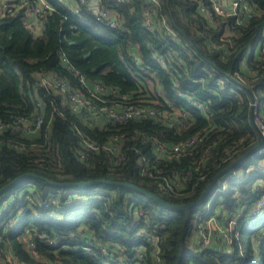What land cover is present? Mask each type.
Listing matches in <instances>:
<instances>
[{
  "label": "trees",
  "instance_id": "1",
  "mask_svg": "<svg viewBox=\"0 0 264 264\" xmlns=\"http://www.w3.org/2000/svg\"><path fill=\"white\" fill-rule=\"evenodd\" d=\"M49 1L54 10L42 18L36 32L23 9L9 17L0 15L5 20L0 25V117L34 115L38 110L44 118L34 134L0 131V187L24 174L57 182L104 178L130 182L169 203L184 204L198 199L217 172L258 143L250 109L252 97L257 106L264 100V53L258 46L248 49L264 36V0H242L252 10L242 24L236 23V17H244L241 9L232 15L213 12L214 22L209 19L204 9L212 10V0H158L149 30L142 23L141 0H100L117 20L114 27L87 8L77 14ZM162 18L175 31L174 38L161 29ZM61 52L90 78L131 92L133 99L155 98L159 108L170 110L171 118L144 115L103 125L82 121L61 93L37 80L39 70H52L73 81L59 59ZM158 89L162 94L154 97ZM190 99L205 103L211 115ZM78 129L99 141L112 132L121 134V168L111 166L104 150L82 147ZM196 133L200 138L191 151L177 158H159L152 146L153 140L171 145ZM140 155L166 176L189 170L184 188L163 191L153 178L141 175ZM261 191L264 152L222 175L203 203L188 209L165 206L127 186H62L29 176L0 193V207L7 203L0 212V264H264V214H249ZM33 193L38 202L30 200ZM242 206L245 211L232 228L229 251L216 245L197 247L193 239L201 222L216 215L224 223ZM16 219L20 224L13 227ZM8 251L19 261H8Z\"/></svg>",
  "mask_w": 264,
  "mask_h": 264
},
{
  "label": "built area",
  "instance_id": "2",
  "mask_svg": "<svg viewBox=\"0 0 264 264\" xmlns=\"http://www.w3.org/2000/svg\"><path fill=\"white\" fill-rule=\"evenodd\" d=\"M62 6L70 7L73 12L79 14L83 7L93 14H95L99 19L103 18L106 20L107 24L111 27L117 25V20L108 15L109 10L102 7L100 0H77L76 3L70 2V0H56ZM158 0H141L142 2V23L143 26L149 30L152 28L153 15L155 13V5ZM225 2L227 0H224ZM229 6L225 7L219 0L211 1V8L204 9L206 16L211 19L212 14H235L241 9L244 15L243 19L239 16L236 17V23L242 24L245 18L251 16L252 10L246 7L242 3V0H228ZM19 9H23L27 15V24L36 32V24L41 21L44 16L49 12L54 10V6L49 0H0V15L4 17H9L15 14ZM212 20V19H211ZM213 21V20H212ZM214 22V21H213ZM161 29L168 33L172 38L176 36L175 31L170 27L169 23L165 18L160 21ZM39 30V29H38ZM264 53V36L258 44V52ZM59 59L64 62L67 69L72 73L73 81H70L64 76L58 75L52 70H39L37 72V80L39 84L56 90L63 95V102L68 106L69 110L78 116L82 121L96 125H103L104 123L110 122L111 124L124 123L129 120H134L135 118L141 116H152V117H169L170 110L159 108L155 98H150L149 96L145 98H140L139 100L133 99L131 92L121 91L117 87L104 84L96 79L90 78L84 73L79 72L75 69L72 64L68 61L67 57L61 52L59 53ZM162 93L158 89L153 93L154 97L160 96ZM191 104L196 105L202 110L207 117H209L210 109L202 102H197L190 99ZM142 102V103H140ZM40 102L35 101V110L39 107ZM259 105V101L255 99L254 108V123L256 124L260 135L264 137V112L258 111L256 106ZM169 107L171 105L169 104ZM55 110V107H53ZM38 112V113H37ZM37 114L26 115V114H15L9 115L8 117H0V131L4 129H11L22 134H34L36 133L43 124V115L37 110ZM56 112V111H55ZM59 114L62 115L60 111ZM182 115V114H181ZM171 118V117H169ZM77 136L81 140L82 147L91 151L104 150L109 156L110 164L114 168H121L124 163L125 155L123 147L120 143L121 134L119 133H109L102 140H95L85 134L81 133L80 130H76ZM146 136V135H145ZM200 138L199 134L196 133L184 140L177 143L167 145L156 140L152 141V146L156 155L159 158H177L188 154L194 147L196 141ZM143 140H146L143 138ZM261 152H264L261 151ZM204 157H207L205 154ZM230 154L225 156L223 160H227ZM85 161L87 156H84ZM204 160V159H203ZM197 167V166H196ZM253 167H248L249 171H252ZM137 170L141 175L153 178L154 183L159 186L163 191H179L184 188L185 180L189 178L191 172L188 170L183 172L181 170L176 171L168 176L165 175L163 169L159 168L156 172L150 165V160L145 155H140L137 160ZM247 170V171H248ZM79 196H76L78 198ZM39 201L37 194L33 193L30 200ZM53 201V198H51ZM49 202L43 204L44 208H48ZM207 207H210V201H208ZM243 211H245V206H243ZM7 208V203L1 204L0 212ZM250 216H261L264 214V191H261L249 208ZM16 219L15 221H18ZM221 222L218 221L216 215H212L207 220L200 223L193 242L197 244V247H206L210 245V240L217 239L221 237V232L216 228V226L211 227V223ZM139 235V234H138ZM223 239L225 241V247L230 244V236L225 234ZM230 235V234H229ZM43 237V236H40ZM225 237V238H224ZM58 239L53 241L56 244ZM28 247L32 248L33 243L30 238L27 241ZM226 249L229 251V247ZM104 250V249H103ZM137 256L141 255V252H136ZM8 261L14 260L18 262L19 260L15 257L13 253L8 251L6 256ZM126 264V263H124ZM132 264H137L132 263Z\"/></svg>",
  "mask_w": 264,
  "mask_h": 264
},
{
  "label": "water",
  "instance_id": "3",
  "mask_svg": "<svg viewBox=\"0 0 264 264\" xmlns=\"http://www.w3.org/2000/svg\"><path fill=\"white\" fill-rule=\"evenodd\" d=\"M219 2L222 3L221 0H219ZM4 22H5V20H0V25L3 24ZM254 108H255V99L252 97L251 98V109H250V121H251L252 125L254 126L255 130L257 131V133L259 134L260 140L258 141V143L256 145L251 147L244 154H242L237 159H235L233 162H231L229 165H227L225 168H223L222 170L217 172L213 176V178L209 181V183L206 185L205 189L203 190V192L201 193L199 198L196 199L195 201L187 202L184 204H172V203H169V202L161 199L160 197L156 196L155 194L139 187L138 185L130 183V182H126V181L97 178V179H88V180L70 181V182H57V181L49 180L47 177L39 176L37 174H24L22 176H18L17 178L13 179L9 183L1 186L0 187V193L4 190L10 188L12 185H14L15 183H17L18 181H20L23 178H26L29 176H37V177L43 178L44 180H46L49 183H52L55 185H62V186L89 185V184L98 183V182H105V183H110V184H114V185L127 186V187L134 188V189L146 194L147 196L157 200L158 202H160L161 204H163L165 206H169V207L176 208V209H188V208H192L194 206H198L201 203H203V201L207 198V196H208L210 190L212 189L213 185L216 183V181L222 175H224L227 172H229L230 170H232L234 167L239 165L244 160H246L250 157L256 156L257 154H259L261 151L264 150V137L260 135V132H259L256 124L254 123Z\"/></svg>",
  "mask_w": 264,
  "mask_h": 264
},
{
  "label": "rangeland",
  "instance_id": "4",
  "mask_svg": "<svg viewBox=\"0 0 264 264\" xmlns=\"http://www.w3.org/2000/svg\"><path fill=\"white\" fill-rule=\"evenodd\" d=\"M257 44L256 45H254L252 48H249L248 49V52H251L252 51V49L254 48V49H256L257 48ZM256 109L258 110V111H263L264 110V100L263 101H261V104H260V106H257L256 107ZM246 170H248V168H246ZM249 171V170H248ZM240 174L241 175H243V174H245V171L243 170V169H241L240 168ZM232 175V174H231ZM252 176H254V178H255V176H257V173L256 172H253L252 174H251ZM227 177V176H226ZM229 177H231V176H229ZM229 177H227V178H225V180H227ZM261 182V181H260ZM261 184H262V182H261ZM68 192H69V194H71V190H68ZM68 194V195H69ZM76 197V196H75ZM83 198V197H82ZM71 200L69 201V202H71V203H73L74 202V199L73 198H70ZM243 206L242 207H239V210L237 209L236 211H234L232 214H229V219H227L224 223H221L220 225L218 224V222H216V224L215 223H212V221H211V227H213V225H214V227L216 226V228L221 232V237H219V238H215V239H212V240H210V245L211 246H214V245H216L218 248H224L225 247V241L226 240H224L223 239V235L222 234H225V235H227V236H230L229 234L232 232V228H233V226L236 224V222H237V217L238 216H241L242 214H243ZM247 212V211H246ZM225 215V214H224ZM207 220V219H206ZM18 224H20V222L19 221H15V222H12L11 223V225L13 226V227H15V226H17ZM225 238V237H224Z\"/></svg>",
  "mask_w": 264,
  "mask_h": 264
},
{
  "label": "crops",
  "instance_id": "5",
  "mask_svg": "<svg viewBox=\"0 0 264 264\" xmlns=\"http://www.w3.org/2000/svg\"><path fill=\"white\" fill-rule=\"evenodd\" d=\"M222 1V4L225 6V7H228L229 6V1L227 0L226 2L224 1V0H221ZM42 22L41 21H39V22H37V24H36V30H38V29H40L41 27H42Z\"/></svg>",
  "mask_w": 264,
  "mask_h": 264
}]
</instances>
